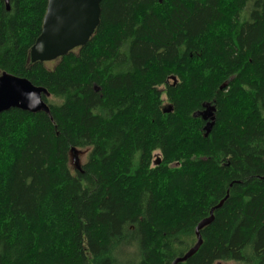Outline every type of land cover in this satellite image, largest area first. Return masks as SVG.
I'll use <instances>...</instances> for the list:
<instances>
[{
    "label": "trees",
    "instance_id": "trees-1",
    "mask_svg": "<svg viewBox=\"0 0 264 264\" xmlns=\"http://www.w3.org/2000/svg\"><path fill=\"white\" fill-rule=\"evenodd\" d=\"M9 5L0 70L50 114L0 113V264H172L221 201L178 264H264V0H103L48 62L30 58L48 0Z\"/></svg>",
    "mask_w": 264,
    "mask_h": 264
},
{
    "label": "water",
    "instance_id": "water-1",
    "mask_svg": "<svg viewBox=\"0 0 264 264\" xmlns=\"http://www.w3.org/2000/svg\"><path fill=\"white\" fill-rule=\"evenodd\" d=\"M6 1L10 9L9 0ZM103 0H48L47 11L43 19L40 35L30 49L32 62L52 61L67 55L76 47L85 45L101 21ZM223 85L222 87H224ZM50 97V92L43 86L33 84L28 78L17 76L7 71L0 70V113L11 108L36 113L50 114V106L44 99ZM165 109V111H170ZM214 107L200 112L204 119L214 120ZM212 123L208 124L210 129ZM79 150L72 148L77 169H81L78 162ZM159 160L156 161L158 163ZM223 201L211 209L209 217L203 219L196 226V243L182 256H178L172 264L187 261L200 248L202 244L201 229L210 224L214 219L215 209L221 207ZM221 264V263H218Z\"/></svg>",
    "mask_w": 264,
    "mask_h": 264
},
{
    "label": "rangeland",
    "instance_id": "rangeland-1",
    "mask_svg": "<svg viewBox=\"0 0 264 264\" xmlns=\"http://www.w3.org/2000/svg\"><path fill=\"white\" fill-rule=\"evenodd\" d=\"M163 99H165L164 102H163L164 105L168 104V102L166 101L165 96H163ZM86 153H87L86 149H79V152L77 154L78 162L83 163L86 160ZM73 159L75 160L74 155L71 154V163H70V165H71L72 168L76 169L77 168V163ZM126 250H128V249H126ZM125 254H126V257L129 258V257L132 256V254H134V251L129 249L128 251H125ZM123 259H125V258H123ZM222 264H232V262H222Z\"/></svg>",
    "mask_w": 264,
    "mask_h": 264
}]
</instances>
